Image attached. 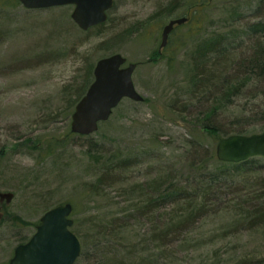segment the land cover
<instances>
[{
    "label": "rangeland",
    "instance_id": "rangeland-1",
    "mask_svg": "<svg viewBox=\"0 0 264 264\" xmlns=\"http://www.w3.org/2000/svg\"><path fill=\"white\" fill-rule=\"evenodd\" d=\"M192 1L115 0L105 23L83 30L71 17L73 5L26 8L0 0V190L14 193L10 202H0V264H8L44 211L65 202L72 203V230L86 240L75 264H264V218L256 215L264 211L258 195L264 187L257 189L264 182V156H255V171L244 167L233 181L223 177L218 190L209 187V212L193 223L176 225L195 211L196 202L186 198L149 208L150 196L170 189L171 179L192 192L187 177L199 166L196 160L207 161L211 171L232 165L216 156L225 135L203 123L227 130L238 118L245 134L262 131L248 107L259 103L252 96H261L264 83L228 105L215 103L211 112L225 83L217 80L209 99L192 98L190 76L192 58L207 50L210 38L219 33L236 43L240 26L264 8L256 10V0H211L198 11L203 21L176 25L172 44L160 51L163 25L183 16ZM231 5L241 9L237 16L228 14ZM197 24L190 34L189 25ZM116 52L125 64L136 63L132 80L143 99L124 97L96 131L72 132L77 95L92 82L96 61ZM235 52L230 49L225 67L218 68L222 78L234 77ZM207 69L201 65L196 73ZM104 230L116 232L101 239L115 241L118 250L94 245Z\"/></svg>",
    "mask_w": 264,
    "mask_h": 264
},
{
    "label": "water",
    "instance_id": "water-1",
    "mask_svg": "<svg viewBox=\"0 0 264 264\" xmlns=\"http://www.w3.org/2000/svg\"><path fill=\"white\" fill-rule=\"evenodd\" d=\"M26 8H47L73 5L71 17L83 30L106 21L115 0H18ZM186 16L171 18L161 31L160 48L176 24ZM116 52L99 58L93 68L94 78L76 102L71 114V131L87 135L98 129L101 121L109 118L122 98L142 100L132 74L136 63ZM216 156L225 162H240L253 156H264V130L250 134H230L220 137ZM14 193L0 190V201L10 202ZM72 204L65 202L47 209L39 219L36 230L24 243L15 246L8 264H74L81 252V241L71 229Z\"/></svg>",
    "mask_w": 264,
    "mask_h": 264
},
{
    "label": "trees",
    "instance_id": "trees-1",
    "mask_svg": "<svg viewBox=\"0 0 264 264\" xmlns=\"http://www.w3.org/2000/svg\"><path fill=\"white\" fill-rule=\"evenodd\" d=\"M209 5H211V0H207V2H202V0H193L192 4L186 7V10H185L186 13H184L183 16H187L188 19L183 24L186 25V24L192 23L197 20L200 21L201 15L198 13L199 9H200V12H205V10L209 8ZM262 7L264 8V0H256L255 9L261 10ZM188 8H190L191 10ZM240 10L241 9H239L238 7L231 5L228 14H230V16L232 17L234 15L237 16L240 13ZM100 25H97V26H100ZM240 27L243 30L241 34L242 38L241 39L239 38V40L236 43L234 41L229 42L230 41L229 37H224L222 34L218 33L212 38H210V40L208 41L209 43L207 44V47H206L207 49L206 51H203L202 54L198 52V54H195L194 57L192 58V60L195 59V62L193 61L195 68L192 67L191 69L193 76H190L191 78L190 83L194 91L190 93L191 95L190 97L193 98L194 96H197V95L198 97H201L202 95L203 98L209 99L211 95H213L212 87L213 86L215 87L216 83L218 82L217 80H221L222 84L225 83L224 85L219 86L217 88L220 91V94L219 96L215 98L214 102L210 104L211 106V107L209 106L210 109H212V107L216 105L215 103L222 104V105H228L231 101H233L232 100L233 97L239 98V97L245 96L249 94L250 91L256 86L259 87L258 85L259 83L260 84L264 83V11L258 14V18H255L252 21H247ZM196 28L199 29V24L195 26L189 25L190 34ZM172 31L170 33L169 41L166 47H168L169 44H172L173 42L172 40H170ZM242 41L246 42V44L242 45V47L244 48H240ZM230 49L231 50L239 49V52L234 53L235 59L233 61L234 63L233 68L236 67L235 72H234V77L228 80L226 76L222 78L224 75H220V71L218 70V68L221 70L223 67H225L221 65L224 64L223 63L224 59ZM208 52L212 54L211 56L212 58L210 57V55L209 56L206 55V53ZM200 64L204 67H207V65L209 66V69L206 70L207 73L205 74L204 72L203 73L200 72L198 74L196 73V70H198L199 67L201 66ZM261 91H262L261 96L258 93L252 96V97H257L255 100L259 99V103H252L253 105H255V107L250 106L248 107V110H250V112L253 115L260 117L261 119L260 127H261V130H264V120H263L264 119V88H262ZM83 94L84 93H82V95ZM82 95H77L75 103L78 101V99ZM175 102H176L175 100L171 101L172 107ZM244 109L246 108L243 107L240 110L239 113L241 114L238 117L243 118L246 116L244 114ZM215 111L216 109L211 110V112H215ZM236 121H238V118L235 119V127L227 128V130H221L219 126H216L213 123H209V124L203 123L201 127L205 128L206 130L209 129L208 130L209 132L216 134L217 136L219 134L225 135V136L230 135V134H245L246 130L242 128L243 125H241L240 123ZM204 151H206V148L204 149ZM256 160L257 159L255 157H251V158H248L247 160L237 162V163L222 162L223 165H227V164H232V165L230 167L226 166L225 168L220 167L219 169L220 172L208 170L207 161L204 164V163H199V161L196 160L194 164L198 162L199 166H193V171L191 172L190 176L187 177L189 185H191L192 187V192H188L185 186H180L179 184H177V182H173L174 180L171 179V181L169 182V184H171L170 189L163 188L164 190L161 189L158 191L159 194L157 196H154V195L150 196L149 208H154L157 205V203L159 204V202H162V201H167L168 203H171V202H176L178 199L186 198L187 200L192 201L191 204H194L196 202L195 211H193V213L192 212L188 213V215L185 216V220L177 221L176 225H180L181 223L189 222V221L193 223L195 220H198L204 214L209 212V210H207L208 208H206V205H205L206 193L210 194L207 189L209 187H212V188L215 187V189L218 190L222 186V184H220V181L222 180L223 177H225L226 182L233 181L232 177L236 179L235 173H243L242 169L244 167H248L247 172L255 171V169L257 168H253L252 165L257 163ZM199 183H201V187ZM261 187H264V182L259 187H257V189ZM212 192H216V191H212ZM183 193H186V194H183ZM202 193L204 197L200 202H198L197 198ZM258 195L262 199L264 198V192ZM261 204H263V202ZM260 206H263V205H260ZM137 210L138 212H140V207H137ZM262 210H258L256 214L261 219L264 218V211ZM171 231L172 229L169 230V232H167L166 234L159 235L158 237L163 239L168 233H171ZM98 232L99 233L97 234V237L94 239L95 240L94 245L98 249L100 247H106L107 249L108 248L112 249L115 247V245H118L116 244L115 241L108 242L107 240L103 241L101 239L102 235L103 236L107 235V237L117 236V235H114V233L116 232L112 230L110 231L104 230V231H98ZM132 236L135 237L134 235ZM127 237L131 238V236H127ZM125 239L127 241L126 237ZM21 242H24V241H21ZM85 242H86L85 239L81 242L82 247L86 245ZM133 243L134 242L132 241V244ZM116 247H115V250H118L116 249ZM132 250L136 252L135 249H132ZM84 254L85 252L82 249L79 257H82V256L84 257ZM104 254H101V256L103 257ZM79 257L77 259H79Z\"/></svg>",
    "mask_w": 264,
    "mask_h": 264
},
{
    "label": "flooded vegetation",
    "instance_id": "flooded-vegetation-1",
    "mask_svg": "<svg viewBox=\"0 0 264 264\" xmlns=\"http://www.w3.org/2000/svg\"><path fill=\"white\" fill-rule=\"evenodd\" d=\"M169 37H170V34H169V36H168V39H167V43H166V45H165V47L167 46V44H168V41H169ZM163 48L164 47H162L161 49H160V51H162L163 50ZM3 201H5V200H3ZM0 202H2V201H0ZM25 242V241H24ZM24 242H21V243H24ZM18 244H20V243H18ZM17 244V245H18ZM15 248V247H14ZM14 251V250H13ZM13 255V254H12Z\"/></svg>",
    "mask_w": 264,
    "mask_h": 264
}]
</instances>
